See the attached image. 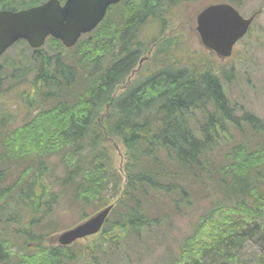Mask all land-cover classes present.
<instances>
[{
  "label": "trees",
  "instance_id": "trees-1",
  "mask_svg": "<svg viewBox=\"0 0 264 264\" xmlns=\"http://www.w3.org/2000/svg\"><path fill=\"white\" fill-rule=\"evenodd\" d=\"M187 1L133 0L130 21L137 26L150 18L164 27L166 14L172 20L173 10ZM224 1L240 7L246 0ZM41 2L0 0V8L17 10ZM136 36L131 43L124 41L115 58L111 20L71 56L65 50L51 54L24 49L35 72L30 101L34 114L15 128L7 126V114L0 119V164L28 158L38 162L35 178L22 186L23 210L38 213L44 206L51 210L69 195L78 204L74 210L84 211L85 218L91 204H108L102 193L113 183L115 206L99 240L89 247L106 255L118 250L125 238L144 245L157 230L168 237L180 217L194 214V205L224 194L230 202L219 200L202 213L166 264H264V192L259 184L264 181L259 173L264 140L251 147L232 135L235 128L246 138V127L257 135L264 133L263 120L229 98L225 84L230 71L216 69L214 61L180 67L160 64L158 59L169 53L176 58L179 49L176 40L163 35L157 36L158 53L153 58L159 68L116 95V86L126 83V76L149 50ZM113 138L126 150L124 175L107 166L111 155L106 143ZM62 151L66 168L57 180L60 189L52 191L43 169L49 156ZM34 169L29 164L13 185L1 190L0 202ZM4 176L0 169V182ZM23 235L35 245L25 243L21 253L0 236V264H102L98 254L85 259L81 249L46 244L44 235H35L30 227ZM256 237L262 245L259 253H243L244 243Z\"/></svg>",
  "mask_w": 264,
  "mask_h": 264
},
{
  "label": "rangeland",
  "instance_id": "rangeland-1",
  "mask_svg": "<svg viewBox=\"0 0 264 264\" xmlns=\"http://www.w3.org/2000/svg\"><path fill=\"white\" fill-rule=\"evenodd\" d=\"M217 1L221 0H190L186 2L188 4L177 6L173 10L175 12L172 20H170V26L165 28V37L174 39L178 44H181L178 52L176 51V56L178 57L176 58L179 59L180 56L182 61L187 62L188 65H191V62L201 65L202 61L209 60L214 61L216 69L230 71L231 79L225 84L229 98L239 108L241 107L242 109L253 112L264 122V0H246L239 7L240 12L245 17L251 16L259 9H262V12L254 21L249 34L236 44L237 46L234 49L233 55L226 59H222L215 52L206 49L201 43V39L196 30V16L199 11L206 5ZM168 14L165 17L166 21L170 19ZM189 22H192L193 25ZM187 24L188 26L186 27L185 25ZM135 27L137 30L140 28V25ZM143 29L144 35L142 37L150 40L153 36H156L158 26L151 22ZM91 36L85 37L82 41L90 40ZM25 48L27 47L23 44L12 48L6 57L0 61V119H3L2 116H6L5 113H7L9 115V118L6 116L8 119L7 126L10 128L25 123L34 114V109L29 103L35 72L31 70L32 63L28 57L29 53H27V56L24 53ZM48 49L54 50L56 49V45L51 43ZM72 52L73 50H67L65 55L71 56ZM166 57H168V54L167 56L164 55V58ZM170 58L169 64L176 60L173 57ZM16 65L18 66L17 68H20L19 70L13 69ZM155 66L152 61L145 60L141 68H138V71L131 75L130 79L132 83L133 81L140 82L150 74L149 72L155 69ZM13 73L19 76L15 77ZM77 86L82 91L83 86ZM40 94L37 98L41 96ZM247 129L246 127V138L243 137L242 132L235 128H233L232 135L237 140H247L248 144H251V147L255 142L264 140V133L257 135ZM231 141L232 139L228 143ZM106 145L108 153L111 155L110 164L107 166L116 170L117 173L120 172L124 175L126 150L123 144L118 139L113 138L112 142H107ZM63 153L64 151L53 154L45 162L48 166L43 169V176L47 179L46 183L52 186V191H58L60 189L57 180L65 172L66 166L62 161L65 154ZM34 156H30V158ZM217 158L218 161H222L223 155L217 152ZM32 160L36 161L35 158H28L18 160L17 162L6 161L0 164V169L5 170V176L0 182V191L13 185L20 177L22 170L29 164L32 163L35 165V169L24 178L22 183L17 184L7 199L4 202H0V236L2 238V235H4L8 238L10 245L13 246V251L16 253L23 251L25 243H28L30 246L35 245L34 240H29L23 235L26 228L30 227L35 235H44V242L46 243L48 242L46 240L49 235L48 232L52 233L58 230L56 231L57 233L55 232L58 234L66 228H71L79 223L81 215L84 214V211L80 209L74 210V208L78 207V204L74 203L69 195H63L59 202L53 205L51 210L45 206L38 213L29 209L28 211L23 210L26 201H24V195L21 192L22 186L25 187L29 181L35 178V170L38 166V162L33 163ZM259 171L261 175H264V165ZM257 183L259 182L257 181ZM259 184L260 189L264 192V181ZM194 191H200L198 186H194ZM102 195L105 196L108 203L115 202L116 194L113 190V183L107 189L103 190ZM219 200H223L225 203L230 202L224 194H216L211 199L201 200L197 205H194V214L178 219L177 225L173 227L172 234L168 237L162 236V233L157 230L150 239L148 238V241L144 245L137 244L125 238L122 240V244L118 250L111 251L106 255L101 250L96 252L93 250V254H98L101 257L102 264H166L169 255L179 252L180 241L192 233L195 222L198 221L201 214L209 211L211 207H215V204ZM100 208L97 204H91L86 209L85 214L87 217L92 216ZM42 216L45 217L44 221L40 220ZM32 221H37L39 224L32 226ZM97 240H99L98 235L91 236L87 239L79 240L80 242L73 247L76 250L81 249L83 255L86 256L84 246L86 244L89 246L94 245V242ZM258 241L259 237H256L245 242L242 252L248 255L259 253L262 245Z\"/></svg>",
  "mask_w": 264,
  "mask_h": 264
},
{
  "label": "water",
  "instance_id": "water-1",
  "mask_svg": "<svg viewBox=\"0 0 264 264\" xmlns=\"http://www.w3.org/2000/svg\"><path fill=\"white\" fill-rule=\"evenodd\" d=\"M119 0H58L19 11L0 10V56L19 39L40 47L48 35L74 45L82 33L91 31L102 20L109 4ZM254 15L245 18L230 4L218 3L204 8L197 16L202 44L221 57L232 55L235 43L248 31ZM112 206H108L74 228L55 236L69 245L77 239L99 232Z\"/></svg>",
  "mask_w": 264,
  "mask_h": 264
},
{
  "label": "flooded vegetation",
  "instance_id": "flooded-vegetation-1",
  "mask_svg": "<svg viewBox=\"0 0 264 264\" xmlns=\"http://www.w3.org/2000/svg\"><path fill=\"white\" fill-rule=\"evenodd\" d=\"M47 1H49V0H42L41 3L34 4V5H31V6H38V5L44 4ZM59 1H60V4L61 5H64L67 0H59ZM132 2H133V0H120L117 3L109 4L107 6L106 14H105L103 20L100 22V24L98 25V27L96 29L97 32L100 31L102 25L104 23H106L107 20H111V24L114 26V29H115V39H114V42H115L116 45H115V52H114V54L112 56L114 58L117 57L118 51L124 46V41L125 40L127 41V44H128L130 42L129 41L130 38L132 37L131 42H133L134 41L133 38L136 36V33L138 35L136 37L137 38H140V36H143L144 35L143 34V30L144 29L143 28L147 24H149V23L152 22V20H150V18H149V20H146L145 22H143L140 25V28H138L137 30H135V25H134V23H132L130 21L131 18H130V14H129L130 5L132 4ZM185 4H188V3H185ZM0 9H4V8H0ZM22 9H25V8H22ZM170 20L171 19H169L166 22H164V26L169 25L170 24ZM189 23L193 25L192 22H189ZM185 26L187 27L188 24L185 25ZM161 27L158 26V28H161ZM193 30H194V28H193ZM83 35H84V37H87V34H83ZM118 37H120V38L117 39ZM51 43L52 42L50 41V38H49L48 41H47V43H46V45H45L46 49L45 50H40L39 49V50L40 51L50 52L51 54H54L55 51H58L59 52L60 51V49H59L60 46L58 44L54 43V42H53V44L56 45V49H54V50L48 49V47H49V45ZM34 50H37V49H34ZM179 61H180L181 66L187 64V62L182 61V58L181 57L179 58ZM186 66H188V65H186Z\"/></svg>",
  "mask_w": 264,
  "mask_h": 264
}]
</instances>
